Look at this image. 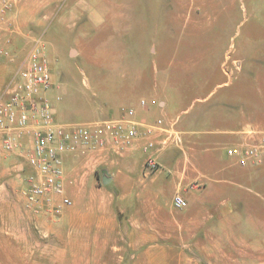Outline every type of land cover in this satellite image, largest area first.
I'll return each instance as SVG.
<instances>
[{
  "label": "rangeland",
  "instance_id": "obj_1",
  "mask_svg": "<svg viewBox=\"0 0 264 264\" xmlns=\"http://www.w3.org/2000/svg\"><path fill=\"white\" fill-rule=\"evenodd\" d=\"M18 20L26 36L6 67L7 80L41 37L63 122L106 119L120 96L161 90L165 74V82L180 80L198 95L216 87L219 113L264 130V0H24ZM260 166L240 177L244 185L229 182L224 165L211 185L189 183L185 208L190 201L208 205L185 236L192 240L134 241L141 235L125 233L124 212L122 235L105 243L68 241L65 212L28 209L25 185L8 184L0 166V264H264ZM102 174L94 172L85 201L99 196ZM24 215L32 220L30 229Z\"/></svg>",
  "mask_w": 264,
  "mask_h": 264
},
{
  "label": "crops",
  "instance_id": "obj_2",
  "mask_svg": "<svg viewBox=\"0 0 264 264\" xmlns=\"http://www.w3.org/2000/svg\"><path fill=\"white\" fill-rule=\"evenodd\" d=\"M23 1L14 0L11 10L0 20V96L18 71L7 80L6 67L18 58V52L22 51L19 47L26 36L18 20ZM32 45L33 42L29 46ZM163 76L161 90L149 95L127 93L120 96V101L110 106L106 118L120 117L133 108L134 120L141 130L158 119L163 120L162 126L153 135L138 138L134 146L120 152L108 150L72 154L66 158L65 187L67 195L73 200L72 205L64 209L68 241H117V236L122 235L120 214L124 212L129 216V231L125 233L141 235L134 241L192 240L185 236L192 234L190 227L201 219L197 211L206 209L208 205L190 201L189 208L181 209L176 208L173 198L168 201L157 199L161 195L169 194L171 197L176 193L191 199V191L187 189L189 183L197 179L204 186L209 180L211 185L217 180L221 171L218 169L222 165L228 170L224 171V177L229 182L243 185L240 177H247L250 170L259 167H242L235 158L226 154L227 146L244 142L247 138L244 131L251 125L248 120L238 121L232 115L219 113L218 108L223 104L218 101L221 97L218 99L215 95L216 87L198 95L191 87L187 89L182 81L165 82V74ZM142 97L148 100V106L140 104ZM58 117L61 118V115L58 114ZM172 128L179 131L180 142L173 143L175 145L168 149L156 150L155 158L161 168L148 174L144 169L150 153L147 141L152 138L160 142ZM0 166L3 176L8 177V184L14 186L20 180L24 187L21 174L33 170L23 157L4 153H0ZM96 170L107 172L111 180L108 183L102 181V185L98 186L97 198L85 201L84 195L88 189L91 191ZM141 196H145L146 200H140ZM208 208L211 209V205ZM23 219L24 225L27 224L30 229L31 218L24 215ZM33 220H36L35 224L38 217ZM158 220H161L160 225L155 224Z\"/></svg>",
  "mask_w": 264,
  "mask_h": 264
},
{
  "label": "built area",
  "instance_id": "obj_3",
  "mask_svg": "<svg viewBox=\"0 0 264 264\" xmlns=\"http://www.w3.org/2000/svg\"><path fill=\"white\" fill-rule=\"evenodd\" d=\"M14 0H0V20L11 10ZM54 82L46 44L41 37L33 42L22 59L17 74L0 96V153L19 155L33 170L22 173L25 205L35 213L59 216L73 200L66 193L65 161L72 154H89L108 150L123 151L135 145L140 137L151 136L163 120L141 130L134 120L135 110L129 108L117 118L99 122L71 123L59 119L52 95ZM144 107L146 98L140 100ZM244 133L243 143L225 148L229 157L242 167L264 164V130L253 126ZM180 142V133L172 128L160 142L147 141L150 150L144 169L152 174L160 168L155 151ZM174 205L188 206V200L175 194Z\"/></svg>",
  "mask_w": 264,
  "mask_h": 264
},
{
  "label": "water",
  "instance_id": "obj_4",
  "mask_svg": "<svg viewBox=\"0 0 264 264\" xmlns=\"http://www.w3.org/2000/svg\"><path fill=\"white\" fill-rule=\"evenodd\" d=\"M110 180H111V176L107 172H104L102 176L103 183H108Z\"/></svg>",
  "mask_w": 264,
  "mask_h": 264
}]
</instances>
